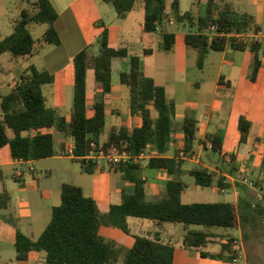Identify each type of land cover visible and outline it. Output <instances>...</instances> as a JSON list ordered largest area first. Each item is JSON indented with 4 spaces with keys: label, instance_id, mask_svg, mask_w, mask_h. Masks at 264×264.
<instances>
[{
    "label": "trees",
    "instance_id": "16d2710c",
    "mask_svg": "<svg viewBox=\"0 0 264 264\" xmlns=\"http://www.w3.org/2000/svg\"><path fill=\"white\" fill-rule=\"evenodd\" d=\"M19 17L12 26V32L0 39V55L8 54L10 60H28L49 44H60V36L55 26L58 12L50 0H21ZM112 4L117 16L123 18L135 9L139 0H103ZM144 13L143 31L159 32V49L164 52L173 50L177 43L197 54V66L203 67L206 55L211 51H223L227 46L233 50H248L253 54L249 78L258 80L263 69L264 45L261 39L247 37L236 39L232 34L256 32L259 27L251 13L239 11L229 0H207L205 15L197 17V29L182 34L167 31L170 13L166 10L165 0H141ZM171 10L173 23L188 20L194 23V12H180L179 1L173 0ZM46 25L44 32L37 38L32 35L36 25ZM216 24L214 34L206 28ZM100 29L96 54L82 48L72 57L74 67L73 104L68 116L59 114L48 106L43 86L54 81L48 70H39L30 64L11 85L6 94L0 92V149L8 146L10 156L16 160H39L55 156L64 149L70 140L74 142L75 155L87 153L90 143L115 144L133 153H139L147 143L156 152L146 160L147 166L166 171L171 178L166 182L164 195L153 201L146 199L145 180L138 174L142 162L110 166L121 173L123 179L132 183L130 192H123L119 203L111 204L107 211H101L97 202L84 193L81 186L64 182L60 189V203L52 207L51 217L46 227L36 239L17 230L14 246L16 259L26 261L32 251L45 252L47 264H180V251L177 243L184 249H195L201 257L230 264H240V247L234 245V237L224 233L238 229L250 221H264V197L257 198L248 186L239 184V198L236 202H191L182 201L188 183L182 178L185 173L183 159L178 152L173 157L166 156L169 142L175 131L176 107L169 99L164 86L156 84L153 77L141 69L142 56L131 54L125 45L116 42L109 28L99 22ZM146 47L143 55L152 54ZM127 60V70L119 73V81L128 88V104L131 115L141 119L139 125H121L112 128L103 137L106 123V97L112 89V61ZM93 78L99 92L88 103L87 76ZM151 107L156 111L152 116ZM183 134V149L191 151L197 138L196 118L187 113L180 125ZM251 121L246 113L237 119L238 142L246 143ZM11 132V133H10ZM59 137V140H58ZM213 151L223 158V144L218 133L209 134ZM206 140H201L204 146ZM206 149H208L205 146ZM221 158V159H222ZM79 162L81 168L92 173L98 166L92 160L71 158ZM223 162H226L224 158ZM229 172L238 171L236 156H230ZM200 187H210L216 180L220 191L224 176L216 178L217 173L206 167L187 170ZM254 187L264 192V148L258 176L253 180ZM10 196L7 191L0 193V208L8 206ZM142 218L161 228L164 223L183 224L185 231L179 241L162 239L156 231L153 235L135 234L131 246L120 244L114 239L103 236L101 226H110L131 233L128 219ZM255 224V223H254ZM220 231L218 232V230ZM223 236L217 252L201 250L215 242L214 237Z\"/></svg>",
    "mask_w": 264,
    "mask_h": 264
},
{
    "label": "rangeland",
    "instance_id": "374dc122",
    "mask_svg": "<svg viewBox=\"0 0 264 264\" xmlns=\"http://www.w3.org/2000/svg\"><path fill=\"white\" fill-rule=\"evenodd\" d=\"M173 0H165L166 10L170 13V18H174L171 10V3ZM180 12L192 10L194 12V23L188 20L181 23H168L165 27L167 31H174L181 38L182 34L190 30L197 29V17L205 15L207 8V0H178ZM234 7L239 11H251L253 8L252 0H229ZM90 2V4H88ZM86 5V6H85ZM26 5L21 0H0V39L4 38L12 32V26L15 20L19 17L21 8ZM99 6L104 7L100 8ZM81 10L87 9V14H91L94 23L103 22L111 26L117 33L115 40L125 41L128 43V49L133 54L142 56V61L145 62V74H153L158 83L170 84L171 80L176 78L182 79L187 77H200V83L203 85V90L207 91L216 84L219 74L231 80V89L224 85H220L219 90L216 92L215 106L218 105V97H224L229 106L236 110L239 106H247L249 101V94L243 90L242 85H247L248 78L246 79V72H251V61L246 54H235V51L227 49L225 51L211 50L204 59L202 69L189 61L186 57L187 54L192 56L195 50L188 49L187 47L177 46L174 52H164L159 49L160 34L154 32L147 34L145 42H143V33L140 29V24L143 18L142 1L139 0L135 9L129 14L128 18L120 19L112 4H107L101 0H79L77 7ZM74 11L76 9L74 8ZM84 12V11H83ZM85 14H83L84 16ZM89 16V15H88ZM175 21V19H173ZM67 30L61 26L63 35L60 37V44H49L42 48L37 54L28 60H10L8 54L0 55V92L6 94L10 91V86L13 81L19 78V75L30 65L34 64L39 70H48L54 76L52 83L43 86V93L47 98L48 106L54 108L59 114L68 116L70 114L71 106L73 104L74 95V76L73 65L71 58L68 56L75 53L81 48H88L90 54H96L98 47V39L100 36L99 28L91 29L90 32L86 31V35L81 33L82 28L90 26L85 18L75 20L74 18L68 19L66 17ZM56 25V23H55ZM58 26V24H57ZM264 31V22L262 23ZM46 25H36L31 31L32 35L37 38L44 30ZM69 29V30H68ZM63 40V41H62ZM150 47L153 51L151 56L145 57L142 55L144 47ZM63 68L64 78L58 77V70ZM127 60L114 59L112 63V80L114 84L119 83V72L127 70ZM248 73V75H249ZM247 75V76H248ZM203 78V81L201 79ZM15 82V81H14ZM9 83L11 85H9ZM95 81L93 72L90 70L87 76L88 97L91 93V88L94 87ZM123 85V84H122ZM126 89L127 87L123 85ZM218 89V88H217ZM212 91V90H211ZM226 92H233L226 94ZM251 93V92H250ZM256 98L253 101L255 106L263 105L264 98L259 94H255ZM262 97V98H261ZM121 114L119 119L127 121L130 117V110L128 98L122 101ZM109 104V98H108ZM205 109V107H204ZM120 111L119 108L113 107L111 109L110 117H117ZM256 110L252 107V118L254 126L250 130V142L248 144H241L238 152V162H247L251 165L249 169L245 166L238 169L237 172L242 171L249 174L252 180L256 176L257 170L260 167L259 160L257 159V152L255 150L254 136L256 134L262 135L264 129V117L256 118L254 112ZM156 111L153 109L152 116H156ZM195 116V112L191 113ZM198 114L197 117H200ZM181 117V116H178ZM233 117V115L231 116ZM201 120V119H200ZM135 123L138 119H134ZM181 123V119L176 121V126ZM263 123V124H262ZM110 129V123L107 120L106 133ZM11 133V132H10ZM178 146L180 145V136L176 138ZM197 143V140H195ZM229 150H235V143L227 137L225 143ZM194 156L198 162L185 163L184 168L191 167H206L209 170L215 171L222 168L218 164H223L220 160V155L217 151L202 147L201 150L196 149ZM8 147L0 150V162L8 160ZM192 155L184 158V162H188ZM227 162V161H226ZM255 163V166H254ZM204 164V165H203ZM206 165V166H205ZM225 166L228 168L227 164ZM224 166V167H225ZM34 167L35 170H31ZM223 167V168H224ZM252 170V173L250 172ZM0 170L3 171V178L0 179V190L6 187L12 197L13 205V220L10 218L6 224L0 222V264H47L45 262V252H32L28 261H18L16 259V250L13 239L11 240L4 232L10 226L18 228L23 232L32 233L34 238H38L51 217L52 207L60 203V189L61 184L64 182L74 183L82 187L84 193L94 198L101 211H107L111 202H118L123 192H130L133 188L131 182L122 178L121 173L111 169L110 166L105 165L103 172L96 168L92 173L84 171L79 162L73 161L70 156H64L58 152L55 156L36 160L32 163L25 165H0ZM226 170V169H225ZM255 170V171H254ZM21 173L23 174L22 176ZM144 169L139 168L138 174L143 175ZM146 172V176H147ZM166 174L167 180L171 178L168 173ZM15 177H21L15 180ZM182 178L188 183V188L184 193L182 199L184 202H219V201H232L234 200V192H220L216 180L210 187H199L195 184L194 178L188 173L183 174ZM20 183H24L21 186ZM243 185V184H242ZM247 186V185H246ZM148 187V182H146ZM249 187V186H248ZM166 187L153 195L152 197L146 196L148 201L158 200L165 193ZM238 189V187H237ZM253 190V194L258 198L260 191L256 187H249ZM239 190V189H238ZM23 215L20 219L14 213ZM6 215V212L0 211V219ZM131 233L126 234L121 229L116 227L101 226L100 233L107 237H111L123 245H131L133 242V235L147 234L153 235L156 231L160 230L159 236L166 238L168 233H174L175 237L183 232V224L164 223L161 228L156 227L151 221L142 218L128 219ZM255 223V224H254ZM220 229L218 230V232ZM181 236V235H180ZM224 236L234 237V245L240 247V256L238 262L240 264H264V221H250L247 224H241L238 229L224 233ZM215 242L210 243L207 247H202L201 250L219 251L220 242L224 241L223 236H216L213 238ZM182 246V243H181ZM192 255V259H187L188 255ZM33 261L35 263H33ZM182 262L187 264H214L208 258L201 257L199 251L195 249H185L182 254ZM222 264H229L227 260H221ZM117 264H121V259Z\"/></svg>",
    "mask_w": 264,
    "mask_h": 264
},
{
    "label": "crops",
    "instance_id": "0c3cea01",
    "mask_svg": "<svg viewBox=\"0 0 264 264\" xmlns=\"http://www.w3.org/2000/svg\"><path fill=\"white\" fill-rule=\"evenodd\" d=\"M50 1L52 2L53 6L55 7V9L57 10L58 15H59L58 19L55 22L56 23L55 26H56V29H57L58 34L61 37V39H62V35L64 33H63L62 29L59 27L62 26L64 28V31L67 30V28H66V26H67L66 17H68V19H70V20H71V18H74L75 20H81V19L85 18L87 20V22L90 23V26H86V27L82 28L81 33H83L84 35H86V31L90 32L91 29L94 30L96 28L95 25L97 23H94L92 21L93 16L91 14H87V12H86L87 9L81 10L80 8H76L79 0H50ZM97 1L99 2V0H97ZM101 1H103V0H101ZM251 2L253 5V8L251 9V11L245 10L244 12L251 13L255 18V22H256V25L259 27V30L263 31L262 23L264 22V0H252ZM88 4H90V2ZM99 7L104 9V7H102V6H99ZM74 8L76 9V11H74ZM142 11H143V9H142ZM131 12H128L125 17L120 18V19L126 20ZM83 14H85V15L83 16ZM143 18H144V13H143ZM143 18H142V22L140 24V29L143 33H146L143 31ZM170 19H172V18H170ZM57 24H58V26H57ZM172 24H173V22H172ZM107 27L109 28L111 34L114 35L115 38H117V33L115 32V30L109 25H107ZM99 31H100V29H99ZM147 34H150V33H146L145 36L143 35V40H142L143 42H145L146 36H148ZM259 39H261V41L263 42V45H264V36H263V38H259ZM116 42L119 44L125 45L127 48L129 47L128 43L125 41L116 40ZM177 46H183V48L185 47L181 43H177L175 45V47H177ZM146 47H144V48H146ZM144 48H143V50H144ZM174 48L169 53L174 52ZM81 49H79V50H81ZM227 49H231V48L229 46H227L223 51H225ZM143 50H142V53H143ZM231 50H233V49H231ZM78 51H76V52H78ZM233 51H235V54H246L249 57L250 61H252L253 54L251 52H249L248 50H233ZM75 53L70 54L68 56L69 58H71V62H72V57ZM131 54H133V53H131ZM151 55L152 54H150L148 56H151ZM148 56H145V57H148ZM186 57L189 58V61H192L197 65L196 51L194 54H192V56H189V54H187ZM112 63H113V61H112ZM144 66H145V62L142 61L141 62V69L145 73ZM262 66H263V69L260 72L258 80L256 82H252L250 80L249 69H248V72H246L245 77H246V79L248 78L249 83L247 85H245V84L242 85V87H243V90H245L249 94V101H248L247 106H239L236 108V110L234 112L231 109V107L229 106V103H227L224 100V99H226L225 96L224 97H218V105L215 106L216 92H217V90H219L220 85H224L227 88L231 89V83H232L231 80L229 78L225 77L223 74L218 75V79L216 81V84H213L212 88L209 86V88H208L209 95H207V96H206L207 91L203 90V85L200 83V77L198 75H196L194 77L185 76V78H182V79L176 78L173 81L171 80L170 84L158 83L155 80V77L153 76V74H146V75L153 77L156 84L164 86V88L166 90L167 97L174 101L175 107H176L175 123H176V121H179V119H181V122H182L186 112L191 114L194 111L196 113L195 116L194 115L193 116L196 118L197 125H198V132H197V138H196L197 143L194 142L193 148L191 150L192 152H196L197 148L200 151L201 148L204 147V145L202 143H200V141L206 140L207 135L218 133V135L221 137V140H222L223 151L225 152V156L223 157L224 160L226 159V157H230L231 155H235L236 156V162H238V152H239L240 145L241 144H248L250 142V131H249L248 140L246 143L240 144L238 142V132H237L238 115L240 113H246L247 114V117L251 121L250 130L254 126V120L252 118V107L256 110L254 112V114H255L257 119L260 117H264V104L263 105L261 104L258 107L253 104V101L256 98H258V97H256L255 94H259V95L263 96V98H264V57H262ZM199 69H202V68H199ZM248 73H249V75H248ZM73 76H74V67H73ZM58 77L59 78L65 77L63 68L58 70ZM14 81H13V83H14ZM201 81H203V78L201 79ZM9 85H11V84L9 83ZM93 86L94 87L91 88V93L88 97V103L89 104L93 101L94 94L99 92V89L97 88L96 84ZM232 93L233 92H226L225 95L226 94H232ZM108 98H109V104H108ZM124 98H128V88L125 89L120 82L117 84H114V82L112 80V89H111V92L106 97L107 103H106V110H105L106 111L105 131H106L107 120L110 123V129L108 130L107 133L104 132L103 137H106L112 128H115V127L118 128L121 125L133 127V126L140 124V122H141L140 117L133 116V115H131V113H130V117L127 119V121H123V120L119 119V115L121 114V107L123 105L122 101ZM113 107L120 109V111H117V113H119L117 115V117H110L111 109ZM204 107H205V109H204ZM151 112L153 113L152 107H151ZM198 114H201L200 117H197ZM232 115H233V117H231ZM178 116H181V117H178ZM135 117H136V119H138L137 123H135V121H134ZM259 121H264V120H259ZM180 125H181V123H179L178 126H176V124H175V131L172 133L171 144H169V150L166 153V156L173 157L176 152H178L180 149L183 148V144H182L183 134L181 132ZM262 133H263L262 135L256 134L254 136V139H253L254 142L257 144V145H255V150L257 152V156H258L257 159L259 160V164L261 162V150L264 148V129L262 130ZM179 136H180L181 140H180V145L178 146V141L176 140V138ZM227 137L232 139V141L236 145L235 150L232 152L229 150L228 146L225 144ZM58 140H59V137H58ZM208 141L209 140H206V143ZM5 147H8V146H5ZM5 147H3V148H5ZM3 148H1L0 150H2ZM5 157H8L9 159L4 161V162H0V165H6V166L14 165V164L25 165V164H29V163L33 164V162L36 161V160L20 161V160L13 159L10 156L9 148H8V155H6ZM221 158L222 157L220 156V160L223 162V160H222L223 158L222 159ZM184 161L185 160L183 159V168H184L185 163L198 162L197 159H189L188 162H184ZM225 164H227V163L223 162V164H218V165L219 166L221 165L224 167ZM102 166L104 167L105 165H102ZM102 166H100V167H102ZM227 166L229 168L228 164H227ZM241 166H245L247 169H249V167H251V165L249 163L239 161L238 169L239 168L241 169L242 168ZM254 166H255V163H254ZM194 167H191V168H194ZM206 167H208V166H206ZM223 167L216 169V171H218V177L224 176V180H226V182L228 183V186H227L225 192L230 191V190L233 191L234 192V200H232V202H236L239 198V195H240V191L237 189L239 183L234 182L232 177L237 172L235 174L230 173L226 166L224 168ZM140 168L144 169L143 175H140V176L145 180L146 196L148 195L149 197H152L153 195H155L156 193L161 191L164 187H166V182H167V178H166V174H165V173H167L166 171L160 170L157 168H151V167L147 166L146 161H142ZM191 168L185 167L184 168L185 173H187V170H189ZM259 168L257 170L256 176L253 179H255L258 176ZM99 169L101 172H103V169L102 170H101V168H99ZM31 170L33 171V170H35V168L32 167ZM210 171H212V170H210ZM146 172L148 173L147 176H146ZM250 172L252 173L251 169H250ZM22 175L23 174L21 173L20 176H22ZM2 178H3V171L0 170V179H2ZM19 178H21V177H15V180H19ZM146 182H148V187H146ZM20 185L24 186V183H20ZM3 191H7L9 196H10L8 206L6 208H0V211L6 212V215L2 216V218L0 219V222L2 224H6L10 218L13 220V205H12V197H11L9 190L6 187H3L0 190V193ZM250 191L253 193V190H250ZM184 193H183V195H184ZM183 195H182V197H183ZM263 197H264V192H260L258 198L261 199ZM120 200H121V197H120ZM120 200L118 202H111L109 205L119 203ZM182 201H183V199H182ZM186 203H191V202H186ZM14 214L16 215V217L18 219H20L23 216V215L17 214V212ZM108 227H110V226H108ZM3 228H4V232L9 237L10 240L12 237L13 242L15 241L16 231L17 230L21 231L18 228L14 229L10 226L7 229H6V227H3ZM99 231H100V229H99ZM184 231H185V227L183 228V232ZM21 232H23V231H21ZM183 232L179 233L177 235V237L174 236L176 234L170 232V233H168V236H166V238H162V239L171 240L174 242L179 241L181 239ZM23 233L34 238V236L32 235L31 232L30 233L23 232ZM103 236H105V235H103ZM105 237H107V236H105ZM107 238H111V237H107ZM34 239H36V238H34ZM111 239H113V238H111ZM133 242H134V236H133ZM133 242L131 243V245L133 244ZM131 245H129V246H131ZM125 246H127V245H125ZM176 246H177L178 250L180 251V264H187V263L182 262V254H183V251L185 249L182 248L180 242L177 243ZM32 252H36V251H32ZM32 252L29 253L28 259L26 261L29 260L30 254ZM210 252H216V251L212 250ZM187 259H192V255L189 254ZM208 259L211 262H213L214 264H222L221 261L213 260L210 258H208ZM33 263H35V262L33 261Z\"/></svg>",
    "mask_w": 264,
    "mask_h": 264
},
{
    "label": "built area",
    "instance_id": "2783aa9c",
    "mask_svg": "<svg viewBox=\"0 0 264 264\" xmlns=\"http://www.w3.org/2000/svg\"><path fill=\"white\" fill-rule=\"evenodd\" d=\"M169 22L172 23L173 20L170 19ZM215 29H216V24H213L206 28V32L210 34H214ZM232 36L238 40L247 37L263 38L264 32L258 29L256 32L238 33V34H232ZM169 144H171V141L169 142ZM205 146L207 148H211L212 147L211 141H208ZM60 153L64 156H70L71 158L74 157L78 159L92 160L98 166H102V165L116 166L120 164L138 163V162L146 161L148 158L156 155V152L151 143H147L145 145V148L139 153H133L115 144L103 145V144H97L96 142L90 143L89 149L86 154L75 155L73 140H70L67 143L66 147L60 150ZM189 155H192L190 159H196V157L194 156L195 154L192 151L186 152L183 148L178 151V158H182V159L188 158ZM225 161L231 162L230 157H226ZM232 179L234 182L239 184L247 185L249 187L254 186V181L251 179L249 174H245L242 171H239L235 175H233ZM226 183H227L226 180H224V184ZM226 188H227L226 186L221 187L220 192H225Z\"/></svg>",
    "mask_w": 264,
    "mask_h": 264
}]
</instances>
